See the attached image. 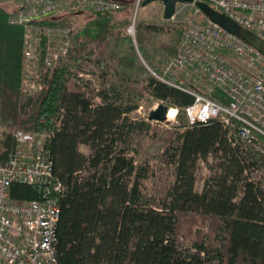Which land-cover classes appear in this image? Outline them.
Returning a JSON list of instances; mask_svg holds the SVG:
<instances>
[{"label":"trees","instance_id":"1","mask_svg":"<svg viewBox=\"0 0 264 264\" xmlns=\"http://www.w3.org/2000/svg\"><path fill=\"white\" fill-rule=\"evenodd\" d=\"M122 10L92 14L83 29L86 38L78 34L66 54L71 61L59 62L42 89L29 96L21 89L24 31L0 4V126L10 128L0 142V163L15 149L14 130L49 134L44 148L64 185L56 243L61 264H264V154L230 138L219 119L190 124L184 112L194 99L190 93L140 66L131 41L130 51L111 46L113 21ZM139 27L145 53L147 34L159 28ZM90 41L116 58L123 83L94 92L91 81L81 78L79 60L94 52ZM164 47L176 52L175 46ZM146 91L178 109L174 129L151 133L153 144L162 142L160 157L169 170L155 196L145 191L147 164L137 157L152 121L131 118ZM210 157L213 172L198 189L197 166ZM44 193L42 183L10 187L17 200L40 201ZM187 219L200 220L209 232L198 228L192 244L183 247Z\"/></svg>","mask_w":264,"mask_h":264},{"label":"built area","instance_id":"2","mask_svg":"<svg viewBox=\"0 0 264 264\" xmlns=\"http://www.w3.org/2000/svg\"><path fill=\"white\" fill-rule=\"evenodd\" d=\"M142 1L136 0L135 14L125 28L135 41L136 13ZM197 1L209 3L264 39V0L178 1L173 17L179 12L187 15L176 52L167 59L169 74L159 78L194 97L184 106L190 124L219 119L230 138L264 154V54L210 20ZM125 6L123 0H20L9 21L24 31L22 91L30 96L41 90L40 71L54 69L69 51L68 29L52 24L58 14L106 13ZM50 45L55 49L49 50ZM230 52L241 65L230 61ZM13 135L15 149L7 162L0 163V264H61L56 243L64 185L44 148L49 134L18 129ZM14 182L44 184V198L13 199L10 187Z\"/></svg>","mask_w":264,"mask_h":264},{"label":"rangeland","instance_id":"3","mask_svg":"<svg viewBox=\"0 0 264 264\" xmlns=\"http://www.w3.org/2000/svg\"><path fill=\"white\" fill-rule=\"evenodd\" d=\"M11 2L14 4L13 10H8L9 14L15 11L17 8L20 0H0V4L7 7V3ZM133 3V1H132ZM128 6V7H127ZM122 12H120L117 16V21H113V36L111 37V46L114 48L116 47V44H119V50H128L130 51L129 42L131 41V44L134 48V55L137 59V62L140 66L145 68L148 73H151L153 76L159 78V76L167 73L169 74L168 66H167V59L173 55L175 52H173L170 49L165 48L164 46H175L177 48L178 43V37L180 34V30L182 27L183 20L185 19L186 15L183 12H179L175 17L171 19H165L164 18V5L162 2L156 1L149 3L147 5H139L137 9V29L138 31L143 29L139 27L140 23H146L157 26V30L151 31V33H148L147 39L149 40V44L146 46L145 50L146 52L143 53L141 51V45L137 40L136 35V41L128 36L125 32V28L133 15L136 11V0H134V3L131 5H127ZM95 14V13H93ZM106 14V13H103ZM97 15V14H96ZM55 22L58 26L68 29L69 31V37H70V48L74 47L76 43V36L80 34V39H85V33L83 32V29L90 25V23L93 22L94 17L92 13H80V14H71V13H63L58 14L55 17ZM62 36V35H59ZM64 39V38H63ZM66 40V39H65ZM128 40V41H127ZM69 48V50H70ZM90 51L92 50V55L88 59H81L79 60L82 65V69L79 71L82 73L81 78L84 80L91 81V86L94 88V92L97 91L98 88L102 87L103 85L111 84L113 81L116 83H123L122 74L118 73L117 70H121L117 66V60L116 58L112 57V59L108 55V51L105 49L103 53H101V50L98 49V43L90 41L89 44ZM88 48V49H89ZM117 48V47H116ZM55 49L54 47H51L49 50ZM57 50L60 49L59 47L56 48ZM102 55V62L98 63L97 59L98 56ZM229 59L232 63L235 65H241L238 58L233 54H228ZM62 59L59 60V62H66L68 63L70 58L67 57V55H64L61 57ZM58 62V64H59ZM54 69L52 68H43L41 73V79L42 83L44 82V79L52 74ZM121 72V71H120ZM122 73V72H121ZM139 78H143V75L137 74ZM160 79V78H159ZM75 79H71L69 86L70 88H74L75 86ZM142 84V83H140ZM207 92H213L212 90L206 89ZM23 92V91H22ZM90 95H93V92H90ZM95 102H100V98L95 97ZM166 104V102L156 99L153 97L148 91H146L143 96L139 99V108L131 113V118H147L149 116V112L156 108L159 104ZM167 105V104H166ZM174 106H169V109ZM176 108V107H175ZM177 109V108H176ZM152 124V130L150 134H143L144 139V146L142 148V152L138 154L139 161H142L147 164V172L143 179V184L145 191L149 195H156L158 194V189L161 188L162 182L164 180H167L166 177H168V172L165 168V164L162 161L160 154L162 153V142L159 141L157 144H153V139L151 136L152 132H155L156 130L159 133H165L168 130H172L175 128L176 125H178L177 116L175 119H171L168 122L163 121H156L151 120ZM21 129V128H19ZM14 130V129H13ZM18 130V129H16ZM14 130L13 133L16 131ZM10 128L6 126H0V142L4 138L5 133L9 132ZM84 152H88L86 148L83 147ZM213 163V159L210 157L208 159V163L201 162L197 166V188L201 189L202 185L204 183V180L206 177H208L212 172L213 169L211 168L210 164ZM257 174V173H256ZM200 221V220H199ZM194 221L190 222L188 219L184 221L182 232L180 235V241L182 242L183 247H188L192 244L193 239L195 237V231L199 228L202 229L204 232H209V229L207 225H204L202 222Z\"/></svg>","mask_w":264,"mask_h":264},{"label":"water","instance_id":"4","mask_svg":"<svg viewBox=\"0 0 264 264\" xmlns=\"http://www.w3.org/2000/svg\"><path fill=\"white\" fill-rule=\"evenodd\" d=\"M156 1L162 2L164 5V18L171 19L175 14L176 4L178 1L191 2L192 0H143L142 5L144 6ZM197 5L210 20L220 24L229 32L242 37L245 41H247L249 44H251L257 50L264 54V39H262L256 33L242 26L226 13L213 8L209 3L205 1H197ZM108 13L109 12H106V14ZM95 14L102 15L103 13L95 12ZM168 111L169 106L161 103L149 112L148 119L160 122L166 121L168 117Z\"/></svg>","mask_w":264,"mask_h":264},{"label":"bare ground","instance_id":"5","mask_svg":"<svg viewBox=\"0 0 264 264\" xmlns=\"http://www.w3.org/2000/svg\"><path fill=\"white\" fill-rule=\"evenodd\" d=\"M175 112H176V108L175 107H171L169 109L168 118L172 119L175 116Z\"/></svg>","mask_w":264,"mask_h":264},{"label":"crops","instance_id":"6","mask_svg":"<svg viewBox=\"0 0 264 264\" xmlns=\"http://www.w3.org/2000/svg\"><path fill=\"white\" fill-rule=\"evenodd\" d=\"M7 4H8V5H7L6 8H7L9 11L14 9V4H13V3L8 2Z\"/></svg>","mask_w":264,"mask_h":264}]
</instances>
